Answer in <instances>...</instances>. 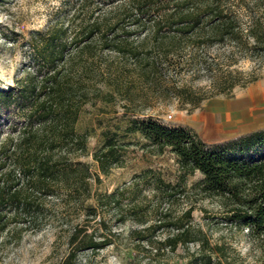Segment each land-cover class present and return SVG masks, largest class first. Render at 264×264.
<instances>
[{
    "label": "trees",
    "instance_id": "1",
    "mask_svg": "<svg viewBox=\"0 0 264 264\" xmlns=\"http://www.w3.org/2000/svg\"><path fill=\"white\" fill-rule=\"evenodd\" d=\"M101 2L80 0L71 21L72 24L80 21L75 26L77 31L68 35V27L53 29L42 46L35 49L43 65L27 72L13 87L0 88V239L3 241L19 225L21 231L41 230L47 216L48 197L57 198L62 193L73 197L84 190V210L88 215L97 214L99 198L92 194L93 173L89 163L79 159L80 154L88 151V137L78 130L77 122L89 99L83 91H77L78 82L70 81L67 69L73 60L86 53L93 54L94 47L130 54L137 59L136 47L126 42L134 30L143 32L144 39H152V47L158 48L153 60L143 65V69L153 72L163 64L167 69L172 64L178 65L174 60L179 55L174 51L183 41L193 47L233 42L264 58V0H254L255 9L245 23L229 0ZM105 2L113 5L102 12L100 5ZM88 11L87 17H83ZM203 59L191 57L193 62H203ZM207 69L212 70V65L208 64ZM149 73L144 71L146 76ZM256 80L257 77H252L248 82ZM238 84L239 81L231 80L215 94L185 100L198 105L223 92L232 94ZM176 88V96H183L179 92L182 88ZM5 123L8 131L1 127ZM102 136L93 157L103 174L122 162L132 142L128 139L130 136L137 137V142L159 154L173 153L185 177L200 172L202 178L194 185L204 196H217L228 207L229 218L247 229L250 241L260 253V263L264 264V147H259L264 145V127L230 138L223 148L214 149L191 128L165 126L152 118L130 119L123 129L105 128ZM257 146L259 149L252 152ZM153 176L152 181L145 177V187H162L163 179ZM96 179L100 180L98 174ZM119 194L122 191L118 188L106 193L107 202L118 206ZM91 199L94 201L90 202ZM191 212L190 207L185 215L190 216ZM134 218L138 223H146L142 217ZM103 221L100 219L92 231L88 221L74 226L69 234V250L59 264H79V252L96 251L112 244L109 234H97ZM165 224L163 221L150 223L132 235L139 241L146 240L149 255L153 250L156 253L164 248L174 251L179 244L187 247L196 243L198 247L187 264H222L219 257L222 248L211 245L204 236L197 237L182 218L172 223L174 233L163 240L152 239V232ZM150 231L151 237H146L144 233ZM140 247L134 246L138 250Z\"/></svg>",
    "mask_w": 264,
    "mask_h": 264
},
{
    "label": "rangeland",
    "instance_id": "2",
    "mask_svg": "<svg viewBox=\"0 0 264 264\" xmlns=\"http://www.w3.org/2000/svg\"><path fill=\"white\" fill-rule=\"evenodd\" d=\"M79 1L0 0V88L13 87L27 72L43 65V61L37 59L35 49L42 46L53 29L68 27V35L77 31L80 21L74 24L71 21ZM96 1L104 3L105 0ZM229 2L244 23L255 9L254 0ZM112 5L108 2L101 4V11ZM87 14L89 11L83 17ZM144 36L143 32L134 30L126 40L131 47H136L137 59L130 54L94 47L93 54L76 58L67 69L70 81L79 83L77 91H83L89 99L77 122L78 130L88 137V151L80 154L79 159L89 163L93 173L92 194L99 198L97 214L88 215L84 210V190L73 197L64 193L57 198L48 197L47 216L41 230L21 231L19 225L17 229L12 228L9 239H0V264H59L69 250L72 228L88 221L89 231H92L100 219L104 221L97 234H109V239L114 242L96 251L86 249L79 252V264H187L198 247L196 243L187 247L179 244L174 251L164 248L156 253L153 250L149 255L146 240L139 241L132 235L133 231L150 223L163 221L166 224L152 232V237L151 231L144 233L146 237L163 240L174 233L172 223L180 218L197 237L204 236L211 245L222 248L219 254L222 264H261L260 253L250 241L247 229L229 218L228 207L220 198L206 197L194 185L202 178L200 172L187 177L182 174L173 153L159 154L137 142V137L130 136L128 139L132 142L128 144L122 162L107 174L99 169L93 153L102 143V130L108 127L123 129L134 118H152L165 126L191 128L211 149L224 146L230 138L243 134L236 135V131H232L236 127L226 125L211 134L210 131L215 129L213 125L205 129L199 123L208 99L198 105L185 100L186 97L196 99L215 94L231 80L239 81L232 94L223 92L215 98L225 101L236 97L239 101L237 109L249 110L250 124H257L259 128L264 126V58L233 42L193 47L183 41L182 46L174 51L179 55L174 60L178 65L174 67L172 64L167 69L163 64L153 72L143 69V65L153 60L158 48H153L152 39L145 40ZM192 55L202 56L206 62L204 59L203 62H193ZM208 64L212 65V70L207 69ZM144 71L150 72L148 77ZM252 77L257 80L248 82ZM176 87L182 88L179 92L183 96H176ZM243 121L246 123V119ZM1 127L8 131L6 123ZM229 152L234 153V150ZM97 174L100 180L96 179ZM153 175L163 179L162 187H145V177L152 181ZM117 188L122 194H119L120 204L115 206L107 202L106 193ZM190 207L192 212L186 216ZM134 217H142L146 223H138ZM199 229L202 232L199 233ZM135 245H141L139 250L134 248Z\"/></svg>",
    "mask_w": 264,
    "mask_h": 264
},
{
    "label": "crops",
    "instance_id": "3",
    "mask_svg": "<svg viewBox=\"0 0 264 264\" xmlns=\"http://www.w3.org/2000/svg\"><path fill=\"white\" fill-rule=\"evenodd\" d=\"M215 97L216 96L208 98L205 114H200L199 118V123L203 128H211L213 125L216 132L211 130V134L219 132L223 125L235 126L236 128L232 131H236V135L259 128L257 124H250L248 109L244 112L237 109L239 101L236 97L225 101ZM243 119H246V123H244L245 121H243ZM195 124V126H197V122Z\"/></svg>",
    "mask_w": 264,
    "mask_h": 264
}]
</instances>
